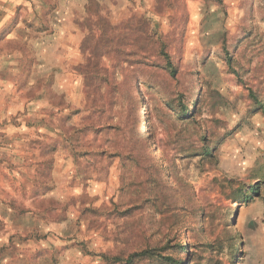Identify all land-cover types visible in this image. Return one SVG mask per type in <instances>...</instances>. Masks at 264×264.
<instances>
[{
    "label": "rangeland",
    "instance_id": "374dc122",
    "mask_svg": "<svg viewBox=\"0 0 264 264\" xmlns=\"http://www.w3.org/2000/svg\"><path fill=\"white\" fill-rule=\"evenodd\" d=\"M33 1L0 0V264H244L242 207L264 186V0H68L73 48L53 34L59 1ZM141 17L176 78L154 54L118 71L133 75L136 104L121 98L111 112L112 161L44 154L46 112L56 123L61 96L83 106L77 69L92 34L155 48L139 40ZM130 153L157 161L171 184L163 201L140 193L148 174ZM171 197L194 208L193 222L177 226Z\"/></svg>",
    "mask_w": 264,
    "mask_h": 264
},
{
    "label": "trees",
    "instance_id": "16d2710c",
    "mask_svg": "<svg viewBox=\"0 0 264 264\" xmlns=\"http://www.w3.org/2000/svg\"><path fill=\"white\" fill-rule=\"evenodd\" d=\"M140 21L143 22L144 27L141 30L139 40L142 43L152 42L155 48L143 47L138 48L136 51H127L122 46V42L125 40V35L122 33L105 35L103 32L98 36L92 34V41L97 44L91 48L81 50L85 59L84 63L79 65L77 69V73L81 77L80 93L83 106H72L66 103L63 96H61L60 102L56 105V123L52 122L51 113L46 112L47 114L42 119L44 126L42 145L44 154L49 155L59 149L65 151L68 157H71L74 161H77L80 157L99 161H112L120 155V152L118 149L113 148V141L109 136V132L115 129L110 116L111 112L118 105V100L121 98H125L132 106L136 104L134 90L137 87V83L133 79V75L127 73L119 80L117 77L118 71L122 73L124 70L129 71L131 69L130 72H134L136 65H140V63L145 65V61L150 62V57L154 54L162 61L163 68L168 71L170 77L176 78L177 70L173 66L170 54L166 50L165 42L159 36L155 37L154 34L148 31V19L141 17ZM112 43L115 45H111ZM105 58L109 59V65L103 63ZM146 65L152 66L153 64ZM49 103L51 102L49 101ZM146 131L152 137V133L149 130ZM194 134L198 137L197 131H194ZM89 135L92 138L87 140ZM140 135L145 136V130L140 132ZM51 137H55V139L50 140ZM134 137L137 138V135L135 134ZM99 141L101 143H98ZM198 141L199 144L194 146L193 151H195V155L204 158L205 155L208 156L210 154L211 149L209 150L203 139L198 138ZM161 150L163 149L161 148ZM129 157L136 165L144 168L145 175L148 174L140 182V193L152 196L157 202L163 201L166 190L171 187V184L164 182L157 161H153L151 157L147 159L138 158V156L131 153ZM50 160L48 158L47 161ZM167 173L170 175L168 166ZM182 182L189 189V192L193 193L192 186L185 181ZM254 190L253 193L257 189L255 188ZM249 198V196L247 198L244 197V201H248ZM142 200L144 201L145 198L142 197ZM171 200L172 216L177 226L184 227L183 224L187 220L193 222L194 208L190 207L187 209L188 206L185 205L177 206L178 204L173 197H171ZM201 216L204 221L207 217L205 209L202 210ZM175 264H182V262Z\"/></svg>",
    "mask_w": 264,
    "mask_h": 264
},
{
    "label": "crops",
    "instance_id": "0c3cea01",
    "mask_svg": "<svg viewBox=\"0 0 264 264\" xmlns=\"http://www.w3.org/2000/svg\"><path fill=\"white\" fill-rule=\"evenodd\" d=\"M58 1V6L63 10L64 16L61 21H55L56 24H53V34L59 37V45L73 48L77 45L76 37L78 32L69 27L71 15L69 13L68 0ZM32 3L35 4L33 9H45L44 4L40 0H34ZM29 10H31L30 7ZM30 32L32 35H36V38H33L32 41L37 45H42V49H45L43 41L44 31L33 29L32 27ZM241 220L243 228L242 238L244 239L243 242L246 243L244 264H264V186L261 191L255 192L249 202L242 207Z\"/></svg>",
    "mask_w": 264,
    "mask_h": 264
},
{
    "label": "bare ground",
    "instance_id": "6f19581e",
    "mask_svg": "<svg viewBox=\"0 0 264 264\" xmlns=\"http://www.w3.org/2000/svg\"><path fill=\"white\" fill-rule=\"evenodd\" d=\"M141 113H142V111H141ZM141 122H142V120H141ZM143 130H144V127H143V122H142V126L140 128V132H143Z\"/></svg>",
    "mask_w": 264,
    "mask_h": 264
}]
</instances>
